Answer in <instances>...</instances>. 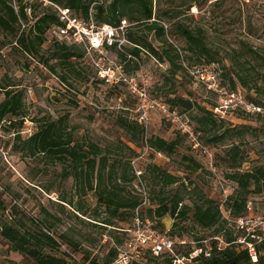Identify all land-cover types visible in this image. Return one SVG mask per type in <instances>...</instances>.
I'll return each mask as SVG.
<instances>
[{
	"label": "rangeland",
	"instance_id": "374dc122",
	"mask_svg": "<svg viewBox=\"0 0 264 264\" xmlns=\"http://www.w3.org/2000/svg\"><path fill=\"white\" fill-rule=\"evenodd\" d=\"M170 6V0L159 2L154 0V12L161 9L169 10ZM186 16L188 17L184 18ZM179 19L185 20L186 25L190 27L201 26L205 29L212 53L216 54L219 61L211 64V69L218 73L219 83L221 81L226 89L232 90L230 81L224 75L235 70L231 62L225 58L229 49H237L243 42L264 51V5L252 4L238 7L229 3L216 6L202 4L192 7ZM162 24L166 30L165 39L178 50L183 67L204 64L197 62L189 52L185 51L184 43L169 33L171 21L165 19ZM142 34L145 36L146 32ZM54 37L52 32L47 34L46 41L40 50L41 55L50 56ZM148 39L155 47L161 46L153 34L149 35ZM13 43L14 37L0 33V89L4 88L14 94L22 95L28 122H24L23 128L16 125L3 143L7 159H2L0 155V203L2 202L0 225L13 223L22 228H29L32 227V220L47 219L55 223L56 240L59 241V236L65 235L80 244L77 256L86 264L92 261L95 264H105L114 244L123 242L120 248L127 251L124 243L128 240L129 234L125 231L132 229L131 219L118 222L116 227L122 230L117 231L110 229L102 231L80 223L75 219L74 208L60 201L63 196L73 203L78 199L75 197L73 181L61 179L62 166L48 163L41 155L29 156L24 149L23 142L29 137L23 132L28 125H31V130L35 132L40 121L66 118L69 131L73 133L75 140L96 144L103 150V155L108 157L109 163L122 159L123 162H130L131 170L141 172L140 180L136 179L126 187L133 195L147 196L149 207H157L158 197L161 194L166 196L175 193L179 185L184 183L189 190L197 187L207 198L214 200L220 206L223 217L228 219L227 227L234 229L236 221L229 219L225 202L227 196L236 190V185L227 176L233 172H250L260 166L264 167V117L229 111L227 115H231L226 126L235 128L237 132H241V135L219 142L217 145L209 144L206 141L208 138L200 134L201 146L212 155V166L209 165L204 150H193L190 143L183 137L174 155L166 157L163 154H155L146 145L148 139L159 137L171 141L175 139L178 132L174 126L156 114L150 115L146 123H140L136 112V100L125 87H122L124 91L120 89V92H114L110 87L96 82L93 69L86 59L76 62L78 74L69 77L67 82H62L61 77L67 73L62 66H56L55 72H51L39 58L22 53L21 50L14 48ZM112 57L115 56L112 54ZM49 65H55V62L50 60ZM126 73L128 77L134 78L151 98L159 97L169 101L173 97H182L206 108H211L218 103L216 95L189 78L185 71L180 70L173 74V68L158 62L147 52H142L139 64H136V67L130 65ZM253 85L250 83L249 89H243L242 95L248 100H255L264 105V96L259 95ZM256 85H261L259 79ZM235 88L241 87L235 84ZM3 99L2 93L0 103ZM178 111L190 120L193 127H197L194 120V117L198 115L197 109L194 108L189 112L178 108ZM120 120L142 125L145 132L144 141L131 143L127 134L119 127ZM231 145L239 147L242 160L239 166L233 164L231 158L226 155ZM187 158L195 160L201 168L189 169L192 166L186 160ZM154 165L168 175L176 177L178 182L163 187L160 182L154 180L155 175L152 171ZM130 177L129 174L128 178ZM224 190L227 194H224ZM250 191L247 217H260L264 220V190L261 193H255L252 187ZM81 199V204L87 213L92 214L96 208L95 195L88 192ZM184 204L191 205L188 193L185 195ZM83 219L85 223L88 220ZM158 221L153 218L152 223L156 229L152 227L150 221L149 223L159 234L186 242L184 246L176 245V250L181 254L187 252L188 247H193L196 237L209 240L215 233V229L198 228L191 220L173 228L175 221L169 215L161 219L160 224L157 223ZM181 227L185 232L180 230ZM181 234L183 236L178 238L177 236ZM238 237V240H243L244 235ZM55 254L61 257L59 251ZM134 259L138 260L140 257H134ZM67 261L69 264L76 263L69 259ZM161 261L159 259L156 262ZM149 263H151L150 260L143 264ZM0 264L35 263L27 256L12 251L10 244L0 236Z\"/></svg>",
	"mask_w": 264,
	"mask_h": 264
},
{
	"label": "trees",
	"instance_id": "16d2710c",
	"mask_svg": "<svg viewBox=\"0 0 264 264\" xmlns=\"http://www.w3.org/2000/svg\"><path fill=\"white\" fill-rule=\"evenodd\" d=\"M50 1L71 10L84 21H88L89 16L92 15V19L97 25L117 27L121 21L125 20L130 25L126 34L127 41L135 46L126 49L125 52L137 58L140 57L142 52H147L158 62L165 63L173 68V74L180 70L186 73L187 71L181 64V56L178 50L165 39L166 30L162 24L165 19L172 22L169 33L184 43L185 51L189 52L197 62L204 63L188 65V67H211V64L219 62L216 54L212 53L205 29L201 26L190 27L186 25L185 20L179 19L194 6L202 4L207 6L208 0H170L169 10L163 11L161 9L157 12H154V0ZM159 1L155 0V2ZM224 3L238 7L252 4L264 5L263 0H250L249 2L222 0L210 6ZM27 6L28 4L24 0H0V33H6L14 37V48L21 50L22 53L28 56L39 58L40 62L47 66L51 72H55L56 66H62L67 73L61 77V80L67 82L69 77L78 74L75 65L77 61L85 59L84 50L76 45L54 38V44L50 48V56L41 55L40 50L46 41L47 34L52 28L60 26V24L56 14L48 8H43L40 4L31 5V16L28 17L25 12ZM21 22L25 25L22 32ZM139 32L141 34H138ZM145 32L146 35L143 36L142 33ZM151 34L161 43L160 47H155L148 39ZM119 58L126 71L130 65L136 67V63L128 60L125 55L120 54ZM225 58L231 62L233 69H235L230 74L225 73L224 75L227 76L231 84L232 90L227 89L229 92L249 89L250 83H252L255 91L264 96V51L242 42L237 49H229ZM50 60H53L55 65H49ZM93 74L95 81L102 84L96 78L94 71ZM189 78L191 77L189 76ZM258 79L261 85L257 86L256 81ZM235 84L241 88H235ZM220 85L225 87L221 81ZM110 89L114 92H120V89L124 91L122 87H112ZM2 93L4 99L0 103V123L4 121V130L9 134L16 125L23 128V124L27 119L22 95L19 93L14 94L4 88L0 89V95ZM154 98L165 102L171 110L178 111V108H182L191 112L194 108L197 109L196 114L198 115L194 117L197 127H193L190 120H187L194 132L203 134L205 138H208L206 141L209 144L217 145L219 142L231 140L241 135L240 131L237 132L235 128L226 126L231 114L222 118L214 112L218 103L211 108H206L182 97H173L169 101L159 97ZM244 99L249 104L264 111L262 103L248 100L246 97ZM235 111L245 115L264 117L262 113L248 114L242 109ZM179 113L184 115L181 112ZM118 124L127 134L131 143L144 141L145 132L142 125L122 120ZM177 134L175 139L171 141L151 137L146 141V145L153 153L170 157L174 155L179 147L180 139L182 137L186 139L179 132ZM17 137L19 138V135ZM23 146H25L24 149L29 156L41 155L48 163L62 166L61 179L65 181L71 179L73 181L75 197L78 199L73 203L63 196L60 201L74 208L75 219L82 224H87L102 231L107 229L117 231L122 230L116 227L117 223L124 222L127 219L134 221L136 217H139L142 221L147 219L152 223L153 218L160 221L169 215L175 221L173 228L182 222L191 220L195 226L202 230L215 229L214 236L209 240L203 237L195 238L198 248L203 251L208 250L209 256L199 255L191 264H264V239L257 241L246 238V243L252 244L256 251L257 261L253 262L245 246L238 243V236L245 235V233L235 227L229 229L227 227L228 219L223 217L220 206L214 200L207 198L199 188L194 187L189 190L184 183H181L175 193L166 196L161 194L158 197L157 207H149L147 196L133 195L127 190V184L131 185L137 179L135 171L131 170L130 162H123L120 159L109 163L108 157L103 155V150L96 144L75 140L73 133L69 131L66 118L40 121L32 136L23 142ZM226 155L231 158L233 164L237 166L241 164L239 147L231 145L226 151ZM186 160L192 166L189 169L198 170L201 168L200 164L192 158ZM152 171L155 175L154 180L160 182L163 187L178 182L176 177L168 175L155 165L152 167ZM129 174L130 178H128ZM140 176L142 175L140 174ZM227 178L236 185V190L227 196L225 205L229 213V219L236 221L247 217L250 189L253 187L255 193H261L264 190V167L260 166L250 172H233ZM88 192L93 193L96 197V208L92 211V214H88L83 204H81V198H84ZM187 193L191 205L184 204ZM0 205H2V202ZM60 206L63 207V205ZM102 214H104L103 217ZM83 218L88 219L86 223ZM159 221L158 224H160ZM31 224L32 227L29 228H22L13 223L2 224L0 225V236L10 244L12 251L27 256L35 264H69L67 259L76 261L75 264H86L78 259L77 251L80 246L78 242L65 235L59 236V241L56 240L54 237L55 223H51L47 219H34ZM152 227L156 229L153 223ZM180 230L185 232L182 227ZM182 236L183 234L177 237L181 238ZM176 240L178 241V239ZM122 245L123 242L116 246L120 247ZM57 251L60 252L61 257L55 254ZM191 251L192 248L188 247L187 252L181 254L175 249V255L166 252L156 257L150 251L144 250L140 255L141 261L140 259H134L130 264H143L149 260L151 262L149 264H173L175 257L188 255ZM118 255L119 252L114 247L110 250L109 258L105 264H112ZM159 259L162 261L157 263L156 261ZM88 264H95V262L92 261Z\"/></svg>",
	"mask_w": 264,
	"mask_h": 264
},
{
	"label": "built area",
	"instance_id": "2783aa9c",
	"mask_svg": "<svg viewBox=\"0 0 264 264\" xmlns=\"http://www.w3.org/2000/svg\"><path fill=\"white\" fill-rule=\"evenodd\" d=\"M24 1L28 4L25 8L28 17L31 16V5L33 4H40L43 8H48L56 14L60 26L50 30L55 35L54 38L82 48L85 52V59L95 72L98 81L103 85L110 88L125 87L128 93L136 100V112L140 123H146L150 115H159L186 137L193 150H204L209 165L212 166V155L201 146L199 140L200 134L193 131L187 118L178 111L171 110L162 100L151 98L148 92L143 87H140L134 78L128 77L119 55H125L128 60L136 64H139V58L125 52L126 49L135 47L127 41L126 34L130 25L125 20L121 21L117 27L97 25L94 23L92 15L89 16L88 21H84L78 18L71 10L56 5L50 0ZM218 1L222 0H208L207 6ZM236 1L249 2L250 0ZM192 12H194L193 9ZM20 25L22 32L25 29V25L22 22ZM112 54L115 56L114 58ZM184 68L192 79L201 84L205 90L218 97V106L214 109L217 115L223 118L227 116L229 111L242 109L248 114L262 113L264 116V111L261 108L255 107L245 101L241 91L229 92L222 87L219 83L218 74L211 67H187L184 65ZM23 133L31 137L33 134L31 125H28ZM7 136L3 121L0 123V155L4 160L7 159V153L4 150L3 143L8 138ZM135 174L137 179L140 180L141 172L135 171ZM223 192L227 194V191L224 190ZM235 228L245 233L243 240H238V243L245 246L252 261L256 262V251L252 244L246 243V238L257 241L264 239V220L260 217L240 218L236 220ZM125 233L129 234L128 240L124 243V248L127 251H123L114 244L119 255L112 264H130L131 260H134V257H140L144 250L150 251L156 257L166 252L175 255L176 245L184 246L186 244L184 240L180 239L177 241L159 234L151 227L149 220L142 221L139 217L134 219L132 229L126 230ZM199 255L208 257L209 251H203L198 248L195 242L192 251L188 255L175 257L173 264H191Z\"/></svg>",
	"mask_w": 264,
	"mask_h": 264
}]
</instances>
